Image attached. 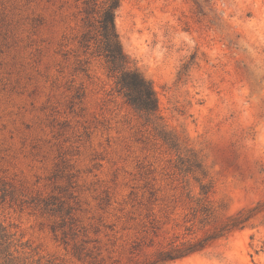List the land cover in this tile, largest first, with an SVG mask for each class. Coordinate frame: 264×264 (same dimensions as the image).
I'll use <instances>...</instances> for the list:
<instances>
[{"label": "rangeland", "instance_id": "obj_1", "mask_svg": "<svg viewBox=\"0 0 264 264\" xmlns=\"http://www.w3.org/2000/svg\"><path fill=\"white\" fill-rule=\"evenodd\" d=\"M83 1L0 0V264H264V0H120L151 118Z\"/></svg>", "mask_w": 264, "mask_h": 264}, {"label": "trees", "instance_id": "obj_2", "mask_svg": "<svg viewBox=\"0 0 264 264\" xmlns=\"http://www.w3.org/2000/svg\"><path fill=\"white\" fill-rule=\"evenodd\" d=\"M120 0H84L83 18L85 32L80 39L84 51L93 48L97 56L102 57L108 75L114 79V91L133 110L147 118L157 112V99L152 84L130 62L124 53L115 28V13ZM0 228V240L5 238ZM188 251V250H186ZM194 250H190L192 252ZM175 253H183L180 249ZM183 254H178L181 257ZM176 257V258H177ZM175 257L171 254L165 260Z\"/></svg>", "mask_w": 264, "mask_h": 264}]
</instances>
